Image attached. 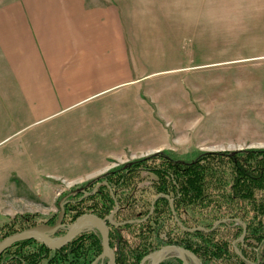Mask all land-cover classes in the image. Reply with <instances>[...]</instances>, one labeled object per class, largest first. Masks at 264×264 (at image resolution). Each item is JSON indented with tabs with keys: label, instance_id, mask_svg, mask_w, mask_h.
I'll return each mask as SVG.
<instances>
[{
	"label": "rangeland",
	"instance_id": "rangeland-1",
	"mask_svg": "<svg viewBox=\"0 0 264 264\" xmlns=\"http://www.w3.org/2000/svg\"><path fill=\"white\" fill-rule=\"evenodd\" d=\"M131 1L137 7L133 51L138 57V78H145L139 84L138 100L139 97L147 99L152 108L154 122L161 129L158 138L162 148L144 155L137 152L121 159H107L104 171L90 177L36 173L35 169L26 170L34 166L36 170L54 167L52 162V165L48 163L52 157H39L50 152L37 149L33 152L38 157L33 167L26 166L28 161L21 157L25 142L23 132L33 126L22 130V125L9 120L0 125V225L17 219L15 226H54L61 216L60 203L64 207L65 193L84 188L89 180L107 170L145 155L166 151L192 162L202 152L264 149V0ZM132 27L130 34L134 31ZM52 161L54 163L55 159ZM220 162L223 167L231 163L225 158ZM158 186L156 173L142 170L129 192L130 206L122 209L130 199L112 193L115 206L121 209L114 221L120 225L129 221L130 225L121 229L127 241L123 244L126 250L130 245L138 247L141 239L134 229L137 226H131L130 220H135L141 211H149L142 216L152 214V201L159 195ZM171 201L174 205L173 198ZM167 213L166 208L160 217L173 222ZM149 225L157 228L153 221ZM239 225L246 224L239 219L235 226L223 227L219 232L220 237L232 240V248L238 253L241 251L238 244L249 242L246 239L244 242L247 227L245 235L236 233ZM69 226L63 224L49 236L60 238L63 236L60 232L65 228L68 231ZM162 227L158 228L161 230L158 238L164 241L167 229L162 230ZM87 228L100 231L97 226L85 227L82 231ZM148 234L152 235V231ZM110 246L116 251L114 240L110 239ZM110 258L111 253H108L100 259H106L105 264H108ZM97 261L94 263L100 264ZM47 262L46 259L40 264ZM222 262L232 264L228 258Z\"/></svg>",
	"mask_w": 264,
	"mask_h": 264
},
{
	"label": "crops",
	"instance_id": "crops-1",
	"mask_svg": "<svg viewBox=\"0 0 264 264\" xmlns=\"http://www.w3.org/2000/svg\"><path fill=\"white\" fill-rule=\"evenodd\" d=\"M136 10L131 0H0V125L33 126L26 166L37 149L55 159L26 171L90 177L107 159L162 148L152 108L138 100Z\"/></svg>",
	"mask_w": 264,
	"mask_h": 264
},
{
	"label": "trees",
	"instance_id": "trees-1",
	"mask_svg": "<svg viewBox=\"0 0 264 264\" xmlns=\"http://www.w3.org/2000/svg\"><path fill=\"white\" fill-rule=\"evenodd\" d=\"M224 158L231 161L229 167L222 166L220 159ZM142 170L156 173L159 179L157 194L161 193L162 196L155 201L149 222L131 223V226H137L134 229L141 237L138 247L130 245L128 250L123 247L127 241L121 229L130 225L111 227V241L114 240L117 244L116 264H139L146 254L166 244H179L191 250L203 264H223L222 260L225 258L232 264H264V149L202 152L192 162L163 151L118 165L89 180L84 185L85 192L70 194L65 199L64 226L72 224L84 213L92 212L101 217L111 214L116 207L112 193L120 198L130 199L125 201L122 209L130 206L129 192L134 187V179ZM65 195L68 193L63 196ZM166 195L174 199L176 214L183 225L194 230L188 232L177 224L170 199ZM166 208L168 217L173 218V222L160 217ZM148 213V210L141 211L135 219H143L145 216L142 215ZM223 219L227 220L222 221ZM237 219L246 224L247 235L244 242L245 239L249 240L244 245L238 244L241 247L240 253L234 252L232 240L219 235L221 228L235 226ZM16 220L0 225V240L26 228L23 224L15 226L18 223ZM150 221L157 228L151 227ZM218 221L222 222L213 229ZM160 226H164L162 230L167 229V239L164 241L158 238L161 235V230L158 229ZM199 227L203 229L200 230ZM238 229L236 233L239 231V236H242L244 227L239 225ZM151 231L152 235L148 234ZM66 232L67 228L60 233L64 235ZM253 241L260 244H254ZM102 249V238L93 231H83L67 245L56 250H50L31 238L8 247L0 254V264H40L46 259L47 264H92ZM161 264L182 262L173 258Z\"/></svg>",
	"mask_w": 264,
	"mask_h": 264
},
{
	"label": "water",
	"instance_id": "water-1",
	"mask_svg": "<svg viewBox=\"0 0 264 264\" xmlns=\"http://www.w3.org/2000/svg\"><path fill=\"white\" fill-rule=\"evenodd\" d=\"M84 191H85V187L81 188V189H77L73 192H70L68 195H66L63 198V200H65L70 194H77V193L84 192ZM159 196L157 198H159ZM166 197L170 199V196L166 195ZM154 202L155 201H153V204H154ZM170 205H171L173 216H174L175 220L177 221V223L181 227H183L184 229H186L188 231L194 230V229L186 228L182 224V222L179 220V218L176 214V210H175L174 205H173L171 200H170ZM60 207H61V216H60L59 221L57 222L56 225L50 226V227L49 226L43 227V226L37 225V226H33V227L23 229L21 231H17V232H15L9 236H6L2 240H0V254H2L11 245H13L19 241L31 239V238L42 242L50 250H56V249L62 248L65 245H67L73 238H75V236L78 233H80L82 231V224L85 221L92 220L95 222V226H97L99 228L101 235H102V240H103V252L96 260H99L105 254L111 253V258H110V261L108 264H113L115 262V259H116V253L110 246V237H109V231H108L106 219H103V218H101L95 214L86 213V214L79 216L69 226L66 234H64L60 238L53 239L49 236L50 232L55 231L57 228H59L63 225V219H64V213L65 212H64V207L62 206V203H60ZM108 218L111 219L110 216ZM226 220L227 219H223L222 221H226ZM222 221H218L214 225L213 229ZM245 227H246V225H244V229H245ZM199 229L202 230L203 228L199 227ZM245 233H246V229L244 230L243 235H245ZM171 251H178L179 252V257L182 259L183 264H188V256L192 258V260L195 264H201L200 261L198 260V257L193 252L189 251L188 249H186L184 247L178 246V245H167V246H164L161 249H158L157 251H155L151 255L152 260H151L150 264H160L161 261L165 258V256ZM146 259H147V257L143 260L142 264H144V261ZM93 264H95V263L93 262ZM250 264H257V263L251 262Z\"/></svg>",
	"mask_w": 264,
	"mask_h": 264
},
{
	"label": "flooded vegetation",
	"instance_id": "flooded-vegetation-1",
	"mask_svg": "<svg viewBox=\"0 0 264 264\" xmlns=\"http://www.w3.org/2000/svg\"><path fill=\"white\" fill-rule=\"evenodd\" d=\"M100 185V183L97 185V186H99ZM85 191H86V187H85ZM84 191V192H85ZM160 195V196H159ZM159 197H161L162 196V194L161 193H159ZM157 196V197H158ZM169 196V195H168ZM155 198L153 201H157L159 198ZM170 200H171V198H170ZM169 200V201H170ZM153 201H152V209H151V212L153 213V211H154V205H155V202H154V204H153ZM171 206V205H170ZM118 207V208H117ZM119 210H120V206H117L116 205V207H115V209L114 210H112V212H111V215L109 214V215H107L106 217H101V216H99V215H97V214H95V213H92V212H88V213H92V214H95V215H97V216H99V217H101V218H103V219H106V223H107V226H108V229H109V236H110V229H111V227L112 226H121L118 222H116V221H114V218H115V215L119 212ZM172 210V209H171ZM84 214H86V213H84ZM173 214V213H172ZM83 215V214H82ZM151 215V214H150ZM150 215H148V216H145L143 219H135V220H130V224L131 223H142V222H149V217H150ZM111 217V219H109L108 217ZM174 217V216H173ZM175 219V218H174ZM180 220V219H179ZM176 221V220H175ZM181 221V220H180ZM129 221H126V224L128 223ZM177 222V221H176ZM150 223H151V221H150ZM178 224V223H177ZM183 224V223H182ZM179 225V224H178ZM180 226V225H179ZM181 227V226H180ZM182 229H184L183 227H181ZM89 228H87V229H85L84 231H92V230H88ZM188 231V230H187ZM83 232V231H82ZM81 232V233H82ZM94 232V231H93ZM188 232H190V231H188ZM95 233H99L100 234V231H98V230H95ZM101 236V238H102V235H100ZM110 239H111V236H110ZM167 245H178V246H180L179 244H166V245H163L162 247H164V246H167ZM102 247H103V240H102ZM161 247V248H162ZM181 247H183V246H181ZM161 248H159V249H161ZM185 248V247H184ZM187 249V248H186ZM158 250V249H157ZM157 250H155V251H157ZM189 250V249H188ZM102 251H103V249H102ZM115 251V250H114ZM155 251H152V252H150V253H148V254H146L142 259H141V261H140V263L139 264H142L143 263V260L147 257V259L144 261V264H150L151 263V260H152V257H151V255L155 252ZM189 251H191V250H189ZM192 252V251H191ZM102 253V252H101ZM115 253H116V257H117V252L115 251ZM194 253V252H193ZM195 254V253H194ZM101 255V254H100ZM196 255V254H195ZM197 256V255H196ZM99 257V256H98ZM198 257V256H197ZM173 258H177V259H179L181 262H182V259L179 257V252L178 251H171V252H169L166 256H165V258L161 261V263L162 262H164L165 260H168V259H173ZM198 260H199V258H198ZM107 260L106 259H100V260H98L97 261V263H100V264H105V262H106ZM160 263V264H161ZM251 263V262H250ZM182 264H183V262H182ZM188 264H195L194 262H193V260H192V258L191 257H189L188 256Z\"/></svg>",
	"mask_w": 264,
	"mask_h": 264
},
{
	"label": "bare ground",
	"instance_id": "bare-ground-1",
	"mask_svg": "<svg viewBox=\"0 0 264 264\" xmlns=\"http://www.w3.org/2000/svg\"><path fill=\"white\" fill-rule=\"evenodd\" d=\"M85 227H96V226H95V222L92 221V220H87V221H85V222L82 224V228H85Z\"/></svg>",
	"mask_w": 264,
	"mask_h": 264
}]
</instances>
